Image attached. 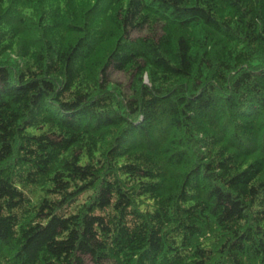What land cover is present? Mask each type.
<instances>
[{
    "label": "trees",
    "instance_id": "16d2710c",
    "mask_svg": "<svg viewBox=\"0 0 264 264\" xmlns=\"http://www.w3.org/2000/svg\"><path fill=\"white\" fill-rule=\"evenodd\" d=\"M0 264H264V0H0Z\"/></svg>",
    "mask_w": 264,
    "mask_h": 264
},
{
    "label": "rangeland",
    "instance_id": "374dc122",
    "mask_svg": "<svg viewBox=\"0 0 264 264\" xmlns=\"http://www.w3.org/2000/svg\"><path fill=\"white\" fill-rule=\"evenodd\" d=\"M239 46H237L236 47V51H238L239 50ZM12 60H15V59H13L12 57H10ZM21 63V62H20ZM22 63L23 64H25L26 62H24V61H22ZM21 63V64H22ZM126 75H114L113 77H112V80H117L119 83H124V82H126ZM144 81H147V80H144ZM125 84V83H124ZM79 199H80V201H85V200H87L88 199V195H87V193L86 194H83V195H80L79 196Z\"/></svg>",
    "mask_w": 264,
    "mask_h": 264
}]
</instances>
